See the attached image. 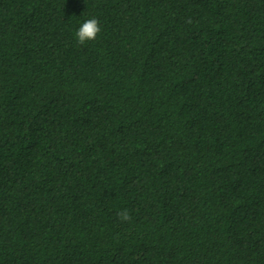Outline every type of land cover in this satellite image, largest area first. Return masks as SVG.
Wrapping results in <instances>:
<instances>
[{
    "label": "trees",
    "instance_id": "obj_1",
    "mask_svg": "<svg viewBox=\"0 0 264 264\" xmlns=\"http://www.w3.org/2000/svg\"><path fill=\"white\" fill-rule=\"evenodd\" d=\"M0 264H264V0H0Z\"/></svg>",
    "mask_w": 264,
    "mask_h": 264
},
{
    "label": "clouds",
    "instance_id": "obj_2",
    "mask_svg": "<svg viewBox=\"0 0 264 264\" xmlns=\"http://www.w3.org/2000/svg\"><path fill=\"white\" fill-rule=\"evenodd\" d=\"M101 27L97 18L92 17L85 20L77 29L75 36L77 42L81 45L87 43L90 40H95L97 35L100 33ZM119 218L122 221H129L131 216L127 210H123L119 214Z\"/></svg>",
    "mask_w": 264,
    "mask_h": 264
}]
</instances>
